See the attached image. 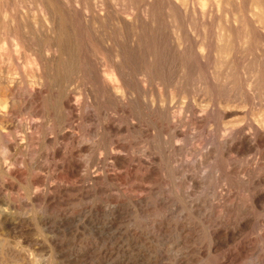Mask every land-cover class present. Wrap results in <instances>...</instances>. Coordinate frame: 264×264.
Segmentation results:
<instances>
[{"label":"rangeland","instance_id":"obj_1","mask_svg":"<svg viewBox=\"0 0 264 264\" xmlns=\"http://www.w3.org/2000/svg\"><path fill=\"white\" fill-rule=\"evenodd\" d=\"M0 52V264H264V0H0Z\"/></svg>","mask_w":264,"mask_h":264},{"label":"bare ground","instance_id":"obj_2","mask_svg":"<svg viewBox=\"0 0 264 264\" xmlns=\"http://www.w3.org/2000/svg\"><path fill=\"white\" fill-rule=\"evenodd\" d=\"M21 4V3H20ZM262 5V4H261ZM56 6V5H55ZM5 16V15H4ZM56 17V16H55ZM19 23V22H18ZM10 24H12V22L10 23ZM15 25V24H14ZM8 29V28H7ZM11 30V29H10ZM231 37V36H230ZM27 39V38H26ZM22 45V44H21ZM61 55V54H60ZM2 58H3V54H2V52H0V92H5L6 94H8V95H10V96H12L13 98H16L20 93H21V87L19 88V86H16V83L14 82L15 80L13 79L12 80V78L11 77H9V75L8 74H6L5 72H4V70L2 69V62H3V60H2ZM110 61V60H109ZM118 63V62H117ZM47 65V64H46ZM44 66V65H43ZM108 66V65H107ZM104 70V69H103ZM120 70V69H119ZM7 71V70H6ZM115 71V70H114ZM8 72V71H7ZM262 74V73H261ZM257 78V77H256ZM127 83V82H126ZM32 87V86H31ZM119 90V89H118ZM25 91V90H24ZM116 91V90H115ZM23 92V91H22ZM31 93L32 94H34L35 93V89H34V87H32L31 88ZM111 93V92H110ZM3 94V93H2ZM36 95V94H35ZM1 106V105H0ZM1 112V111H0ZM206 112V111H205ZM5 113V112H4ZM2 114H3V112H2ZM8 114H10V113H8ZM1 115V114H0ZM6 115H7V113H6ZM2 117H4V115H1ZM10 116V115H9ZM1 117V118H2ZM8 118V116H5V118ZM11 119V118H10ZM5 120V119H4ZM9 120V119H8ZM1 121H3L2 119H1ZM264 120H262V122H263ZM4 122V121H3ZM8 122V121H7ZM11 122V121H10ZM13 122V121H12ZM257 122H259L258 120H257ZM256 122V123H257ZM264 123V122H263ZM262 123V124H263ZM1 124V123H0ZM6 124V123H5ZM259 124H260V122H259ZM4 125V124H3ZM14 126V125H13ZM35 126V125H34ZM115 126V125H114ZM260 126H262V128H263V131H264V125H260ZM258 127V128H256V129H259V128H261V127ZM27 127V126H26ZM6 128H7V126H6ZM28 128V127H27ZM114 128V127H113ZM23 129H25V128H23ZM30 129V128H29ZM28 130V129H27ZM31 130V129H30ZM260 131H261V129H260ZM260 131H257V132H260ZM263 131H261L262 133H264ZM25 132V131H24ZM29 132V131H28ZM27 132V133H28ZM26 133V134H27ZM30 133H32V131H30ZM2 134V133H1ZM243 134V133H242ZM254 134V133H253ZM259 134V133H258ZM28 135H30V134H28ZM261 135V134H260ZM26 136V135H25ZM24 136V137H25ZM26 138V137H25ZM21 139V138H20ZM24 139V138H23ZM253 139V138H252ZM256 140V139H255ZM14 141H15V139H14ZM25 141H27V139H25ZM25 141H23V142H25ZM17 142H18V139H17ZM21 142H22V139H21ZM2 143V142H1ZM8 144H10L9 142H7ZM20 144V143H19ZM18 144V145H19ZM22 144V143H21ZM24 146V145H23ZM22 146V147H23ZM27 146V145H26ZM80 156V155H79ZM7 158V157H6ZM4 168V167H3ZM3 171V170H2ZM1 171V172H2ZM4 172V171H3ZM6 172V171H5ZM1 188V187H0ZM2 190V189H1ZM1 198V197H0ZM4 202V201H3ZM2 203V202H1ZM0 203V204H1ZM1 205H3V203L1 204ZM11 206V205H10ZM4 207H5V205H4ZM20 220H22L21 218H18V216L16 217V215H15V213L13 212V210H10V209H3L2 208V206L0 207V221H2L3 222V224L5 225V226H7L9 229H11V230H15L16 228H17V225L19 224V221ZM23 223V222H22ZM25 223V222H24ZM22 226V225H21ZM13 231H12V233H13ZM9 232H11V231H9ZM14 232H16V231H14ZM18 232V231H17ZM19 233V232H18ZM218 234V232L217 231H215V235H217ZM22 236V235H21Z\"/></svg>","mask_w":264,"mask_h":264}]
</instances>
